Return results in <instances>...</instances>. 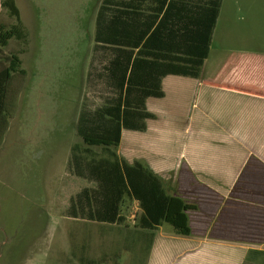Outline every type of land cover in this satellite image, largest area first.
<instances>
[{
    "label": "rangeland",
    "instance_id": "374dc122",
    "mask_svg": "<svg viewBox=\"0 0 264 264\" xmlns=\"http://www.w3.org/2000/svg\"><path fill=\"white\" fill-rule=\"evenodd\" d=\"M15 3L27 42L12 38L1 48L2 57L18 55L25 74H13L5 99L10 116L0 143V264H81L80 256L105 259L103 264H144V243L133 238L137 201L124 198L121 224L89 220L82 210L73 216L71 208L83 188L95 187L71 163L73 146L84 147L78 117L115 96L106 75L114 51L94 39L103 0ZM0 23L10 27L16 20L1 7ZM222 26L235 27L264 51V0H226ZM154 99H149L150 108ZM123 135L134 139L114 150L130 163L156 143L137 141L147 139L137 131L124 130ZM92 149L101 153L99 147Z\"/></svg>",
    "mask_w": 264,
    "mask_h": 264
},
{
    "label": "crops",
    "instance_id": "0c3cea01",
    "mask_svg": "<svg viewBox=\"0 0 264 264\" xmlns=\"http://www.w3.org/2000/svg\"><path fill=\"white\" fill-rule=\"evenodd\" d=\"M186 2L192 23L203 0ZM225 2L199 75L168 74L163 96L145 102L154 117L137 131L147 139L137 141L156 143L133 161L192 208L185 211L189 234L163 223L144 264H264V51L235 27L220 30ZM124 130L123 147L134 139H123Z\"/></svg>",
    "mask_w": 264,
    "mask_h": 264
},
{
    "label": "trees",
    "instance_id": "16d2710c",
    "mask_svg": "<svg viewBox=\"0 0 264 264\" xmlns=\"http://www.w3.org/2000/svg\"><path fill=\"white\" fill-rule=\"evenodd\" d=\"M152 8L139 9L141 3ZM221 0H203L195 20L186 0H103L96 19L94 39L113 52L106 75L115 96L95 110L81 111L77 134L83 148L73 146L71 163L76 174L95 183L83 188L71 202L73 216L86 211L89 220L121 224L124 198L137 201L140 215L135 237L143 241L148 255L153 231L163 223L178 234H189L185 211L192 206L169 196L161 180L139 161L128 163L114 150L123 129L144 131L146 120L154 117L146 109L148 97H162L161 80L168 74L197 77L207 57ZM150 6V5H149ZM16 23H0V143L8 128L6 96L14 73L25 74L18 55L2 57L1 48L12 38L27 42L15 0H1ZM143 18V22L137 19ZM99 147L100 154L92 148ZM76 211V212H75ZM132 238V239H133ZM81 264H103L105 259L79 257Z\"/></svg>",
    "mask_w": 264,
    "mask_h": 264
}]
</instances>
